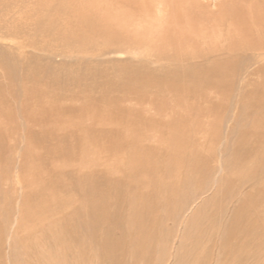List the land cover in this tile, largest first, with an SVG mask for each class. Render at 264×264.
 <instances>
[{
  "label": "rangeland",
  "instance_id": "374dc122",
  "mask_svg": "<svg viewBox=\"0 0 264 264\" xmlns=\"http://www.w3.org/2000/svg\"><path fill=\"white\" fill-rule=\"evenodd\" d=\"M176 9L201 37L162 35ZM261 18L0 0V264H264Z\"/></svg>",
  "mask_w": 264,
  "mask_h": 264
},
{
  "label": "bare ground",
  "instance_id": "6f19581e",
  "mask_svg": "<svg viewBox=\"0 0 264 264\" xmlns=\"http://www.w3.org/2000/svg\"><path fill=\"white\" fill-rule=\"evenodd\" d=\"M172 1V0H171ZM177 0H175V2H176ZM189 1V0H188ZM245 1V0H244ZM191 2V1H190ZM183 3V2H182ZM192 3V2H191ZM180 4V3H179ZM193 4V3H192ZM172 5V4H171ZM195 5V4H194ZM182 6H183V4H182ZM198 7V6H197ZM196 7V8H197ZM203 7V6H202ZM185 8V7H184ZM189 8V7H188ZM263 8V7H262ZM177 10V9H176ZM257 10V9H256ZM258 10H261V9H258ZM257 10V11H258ZM199 11V10H198ZM250 11V10H249ZM263 11V9L261 10V13H263L262 12ZM201 12V11H200ZM234 13L233 14H235V11H233ZM238 12V11H237ZM236 12V13H237ZM171 13V17H170V20L168 21V22H165L166 24H165V27L166 26H168L169 24L171 25V26H168L167 28H165L164 29V32L162 33V35H168V34H170L171 36H172V33L175 35V38H181V39H183L184 38V36L186 35H188V38L190 39V40H194V39H198V36H200L201 37V31H204V30H201V31H199L198 29H196V28H194V29H192V26L193 25H195V23L193 22V25L191 26V23H188L189 25H190V29H188V30H186V29H182L179 25H177L179 22H176L177 21V18L179 17V14H181L180 13V10L178 11H176V13H172V12H170ZM205 13V12H204ZM230 13V12H229ZM260 13V12H259ZM260 13V14H261ZM248 14V13H247ZM199 15H200V13H199ZM232 15V14H231ZM253 15H254V13H253ZM202 16V15H201ZM251 16V15H250ZM256 16V15H255ZM260 16V15H259ZM262 16H263V14H262ZM249 16L247 15V18H248ZM251 17H253V16H251ZM162 18V17H161ZM164 18V17H163ZM172 18H174L176 21H173L172 20ZM193 18V17H192ZM191 17H190V19H192ZM193 20V19H192ZM251 19H249V21H250ZM160 21V20H159ZM252 21V20H251ZM253 21H257V20H253ZM260 21H261V23L260 24H263V19L261 18L260 19ZM159 23V22H158ZM252 23V22H251ZM162 24H164V22L162 23ZM175 25H177V27H178V30L176 29V26ZM253 26L254 25H250V27H249V31H250V33L252 32V33H254L255 31L253 30ZM263 26V25H262ZM257 29V28H256ZM253 30V31H252ZM178 31H179V34H178ZM241 31H243L242 29H240V32ZM257 31V30H256ZM259 31L261 32V30L259 29ZM258 32V31H257ZM257 32H255L254 34H256ZM241 33H243V41H239V42H241L242 43V47L243 48H247V49H249V50H252V51H255V52H253V56H255L256 57V59H257V62L259 63V60H264V41H260L261 39H259L257 42H253V40L251 39V37H249V39H248V37L247 38H245V36H244V32H241ZM259 33V32H258ZM62 34V33H61ZM203 35H204V33H203ZM209 35L212 37V34H210L209 33ZM246 35V34H245ZM251 35V34H250ZM185 36V37H186ZM206 36V35H205ZM204 36V37H205ZM247 36H249L248 34H247ZM262 36H264V35H262ZM241 38V37H240ZM263 39H264V37H262ZM163 41H165L166 39H164V38H161ZM167 39L169 40V36L167 37ZM170 40H172L173 42L176 40V39H170ZM179 40V39H178ZM241 40V39H240ZM211 41L213 42V40L211 39ZM231 41V40H230ZM178 42H180V41H178ZM177 42V43H178ZM190 42V41H189ZM188 42V43H189ZM211 42V43H212ZM226 42H228V41H226ZM225 43V42H224ZM233 43V42H232ZM237 43V42H236ZM192 44V43H191ZM208 44V43H207ZM213 44V43H212ZM231 44V43H230ZM234 44V43H233ZM164 46H166L165 45V43L163 44ZM171 45V44H170ZM218 45V44H217ZM227 45V44H226ZM180 46V45H179ZM188 46V45H187ZM225 46V45H224ZM218 47H220V45L218 46ZM231 47V46H230ZM234 47V46H233ZM169 48V47H168ZM176 48V47H175ZM190 48V47H189ZM174 49V48H173ZM192 49V48H191ZM193 50H194V48H193ZM215 50V49H214ZM196 52V51H195ZM218 52V51H217ZM223 52V51H222ZM168 53V52H167ZM190 53H192V52H190ZM220 53V52H219ZM193 54V53H192ZM191 54V55H192ZM217 54V53H216ZM189 55V54H188ZM195 55V54H194ZM224 55H226V54H224ZM224 55H222V56H224ZM229 55V54H228ZM171 56V55H170ZM220 56V55H219ZM217 57V56H216ZM215 57V58H216ZM222 64V63H221ZM187 66H188V64H187ZM186 77V76H185ZM155 78V77H154ZM150 79V78H149ZM151 80V79H150ZM152 81V80H151ZM184 83V82H183ZM155 85V84H154ZM189 87V86H188Z\"/></svg>",
  "mask_w": 264,
  "mask_h": 264
}]
</instances>
